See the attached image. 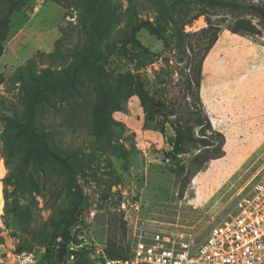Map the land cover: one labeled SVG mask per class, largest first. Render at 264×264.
Instances as JSON below:
<instances>
[{"label":"rangeland","instance_id":"obj_1","mask_svg":"<svg viewBox=\"0 0 264 264\" xmlns=\"http://www.w3.org/2000/svg\"><path fill=\"white\" fill-rule=\"evenodd\" d=\"M223 1L264 5V0ZM165 2L170 21L166 32L154 35L143 28L137 33L138 43L120 44L106 58L112 45L127 38L136 24L157 23L160 9L157 0H109L111 19L101 43L104 70L89 63L77 91L51 95L49 104L39 108L36 126L49 135L52 149L72 156L70 161L75 159L71 172L40 156L17 126L6 124V118L23 121L26 116L20 84L10 78L38 51L52 54L61 40L58 56L38 57L39 70L52 66L60 71L74 61L86 42L83 7L49 0L34 10L32 0V7L13 15L4 46L20 41L19 48L7 50L0 58V75L6 78L0 85V264L21 249L44 253L45 260L52 261L45 252L49 247L59 249L70 220L74 238L87 235L77 242L83 245L79 251L83 264L98 260L99 254L108 256L110 250L130 255V227L121 210L125 196L141 198L149 208L144 210L147 217L178 224L203 239L214 219L235 212L237 197L264 172V23L254 17L207 11L208 16L185 26L186 32H196L211 20L221 28L218 42L204 61L200 88L199 108L210 124L207 135L214 147L206 152L194 150L176 166L179 161L171 158L172 148L163 136L143 128L146 115L136 95L140 80L150 92H160L168 105L175 104L180 114L186 112L182 77L174 73L167 84H159L157 75L165 64L151 54L172 58L164 43L173 44L172 21L182 23L206 10L200 0ZM102 15L104 10L96 8L88 24H101ZM239 17L251 20L261 34L233 33ZM27 19L30 23L25 28ZM105 95L109 105L102 115L98 107ZM119 108L123 111L116 112ZM103 119L109 120L111 136L93 129ZM167 135L174 136L170 128ZM120 146L130 152L128 170ZM218 154L220 158L204 161ZM14 202L19 212L13 210ZM64 261L76 264L67 257Z\"/></svg>","mask_w":264,"mask_h":264},{"label":"trees","instance_id":"obj_2","mask_svg":"<svg viewBox=\"0 0 264 264\" xmlns=\"http://www.w3.org/2000/svg\"><path fill=\"white\" fill-rule=\"evenodd\" d=\"M32 0H0V57L5 51V42L10 35L12 28V17L15 13H20L23 9L32 7ZM53 2L60 6H79L83 7L82 26L86 35V42L83 48L75 54L74 61L66 68L60 71L47 66L44 69L39 70L37 68L38 57H55L59 55L61 50L59 39L56 42V50L52 54L45 55L42 52H37L36 55L29 59L26 66H21L17 69L15 74L10 78L15 84H20L21 90L24 94V105L26 116L23 121H19L15 118H6V124L9 127H18L22 136L27 138L29 145L40 156L45 157L50 162L61 167L67 172H71L75 159L70 161L72 156H64L61 153L52 149L49 145V135L46 132L39 131L36 126V119L38 116L39 108L42 105L49 104L50 96L57 93L65 94L68 91H77L79 85V77L83 73L84 69L89 63L97 65L104 70V65L100 64L101 60V43L106 35L107 26L111 19V9L109 7V0H80L79 2H71V0H53ZM159 9V17L157 23L150 21H141L136 24L127 38L119 40L112 45L107 57H111L120 44H134L138 43L136 40L137 33L145 28L154 35H161L166 32L170 25L168 19L169 9L165 0H157ZM200 2L206 7V10L199 12L193 18L185 20V22L179 23L172 21L173 32L171 34V40L173 44L169 45L170 40H165V47L168 48V52L172 54L170 57H162L161 55L151 54L155 58H160L165 64V68L157 75V81L161 85L168 83L172 74L176 73L182 77V99L184 101L185 113L179 112L175 104L166 103L163 98L161 99L160 92H150L146 88L141 80L136 86V95L139 97L141 105L144 109L146 119L143 125L145 130H153L159 132L166 142L171 146L172 150L170 156L174 162L179 161L182 156L190 154L192 151H208L214 147V141L207 135V131L210 129L208 120L204 117L203 111L200 107V88H201V76L203 70V64L216 45L219 39L220 26L211 20H209L208 26L202 28L196 32H186L185 26L191 25L195 20H198L201 16H208L207 11L224 10L232 15L238 16H251L258 21L264 23V5L255 3L243 4L237 1H223V0H200ZM99 8L104 10L105 16L101 17V24L96 23L89 25V20L94 16L95 9ZM99 29H102L101 32ZM233 33L238 34L240 32H246L252 35L261 34V31L257 28L251 20L243 17H239L233 28ZM140 47V44H138ZM150 53V52H147ZM6 81L3 74L0 75V85ZM194 101L191 102V98ZM109 105V99L105 95L99 104L98 112L102 115L106 114L107 107ZM123 111L119 108L115 110ZM109 120L103 119L98 122L93 129H101L105 135L111 136V132L108 128ZM170 128L174 133V136H168L167 130ZM198 129V134L196 133ZM121 157L124 160V169L128 170L130 165V152L124 147H118ZM197 157H201L200 153ZM221 155H214V157L205 158L207 160L220 158ZM184 171L183 165L181 166ZM13 204V203H12ZM20 206L17 202L13 204V210L19 212ZM73 220L66 223L62 232V241L69 246L75 238L70 234V229L73 226ZM3 239L0 238V244ZM61 244H58L60 246ZM57 246V247H58ZM57 249V248H56ZM46 251V256H51L49 261L51 264H59L57 259V250ZM25 251L23 249L17 250V252ZM47 253L49 255H47ZM110 258H123L127 256H120L114 251H108ZM78 264H83V261L79 260Z\"/></svg>","mask_w":264,"mask_h":264},{"label":"built area","instance_id":"obj_3","mask_svg":"<svg viewBox=\"0 0 264 264\" xmlns=\"http://www.w3.org/2000/svg\"><path fill=\"white\" fill-rule=\"evenodd\" d=\"M34 1L37 10L49 0ZM148 209L138 196H125L121 210L129 223L132 252L123 258L99 254L91 264H264V172L237 197L235 212L214 219L203 239L178 224L147 217L144 210ZM86 238V234H79L67 246L66 257L76 264L83 247L77 242ZM1 264L51 263L44 253L25 250L12 251Z\"/></svg>","mask_w":264,"mask_h":264},{"label":"water","instance_id":"obj_4","mask_svg":"<svg viewBox=\"0 0 264 264\" xmlns=\"http://www.w3.org/2000/svg\"><path fill=\"white\" fill-rule=\"evenodd\" d=\"M182 161H179L176 163V166L180 165ZM67 256V245L65 243H62L59 246V249L57 250V259L59 263H62Z\"/></svg>","mask_w":264,"mask_h":264},{"label":"crops","instance_id":"obj_5","mask_svg":"<svg viewBox=\"0 0 264 264\" xmlns=\"http://www.w3.org/2000/svg\"><path fill=\"white\" fill-rule=\"evenodd\" d=\"M29 20L30 19L25 20L23 27H25V28L27 27V25L30 23ZM19 44H20V41L19 42L17 41V42H15L13 44L10 42L8 45H6L5 51H4V54L2 55V57L5 55V53H6L7 50H10L11 52H14V51L17 52L18 51V48H19Z\"/></svg>","mask_w":264,"mask_h":264}]
</instances>
